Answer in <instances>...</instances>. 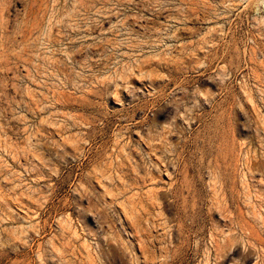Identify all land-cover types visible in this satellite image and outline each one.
Returning a JSON list of instances; mask_svg holds the SVG:
<instances>
[{"label": "rangeland", "instance_id": "374dc122", "mask_svg": "<svg viewBox=\"0 0 264 264\" xmlns=\"http://www.w3.org/2000/svg\"><path fill=\"white\" fill-rule=\"evenodd\" d=\"M0 264H264V0H0Z\"/></svg>", "mask_w": 264, "mask_h": 264}, {"label": "bare ground", "instance_id": "6f19581e", "mask_svg": "<svg viewBox=\"0 0 264 264\" xmlns=\"http://www.w3.org/2000/svg\"><path fill=\"white\" fill-rule=\"evenodd\" d=\"M260 45H262V44H260ZM263 47V46H262ZM259 48V47H258ZM256 50V49H255ZM262 52V51H261Z\"/></svg>", "mask_w": 264, "mask_h": 264}]
</instances>
